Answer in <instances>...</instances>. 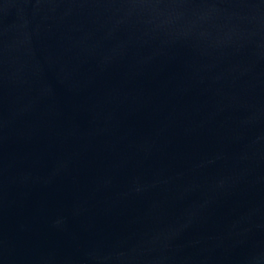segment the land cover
I'll use <instances>...</instances> for the list:
<instances>
[{
	"label": "water",
	"instance_id": "95a60500",
	"mask_svg": "<svg viewBox=\"0 0 264 264\" xmlns=\"http://www.w3.org/2000/svg\"><path fill=\"white\" fill-rule=\"evenodd\" d=\"M0 264H264V0H0Z\"/></svg>",
	"mask_w": 264,
	"mask_h": 264
}]
</instances>
